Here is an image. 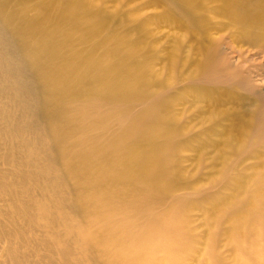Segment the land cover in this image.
I'll list each match as a JSON object with an SVG mask.
<instances>
[{
	"label": "bare ground",
	"instance_id": "6f19581e",
	"mask_svg": "<svg viewBox=\"0 0 264 264\" xmlns=\"http://www.w3.org/2000/svg\"><path fill=\"white\" fill-rule=\"evenodd\" d=\"M0 264H264V0H0Z\"/></svg>",
	"mask_w": 264,
	"mask_h": 264
}]
</instances>
